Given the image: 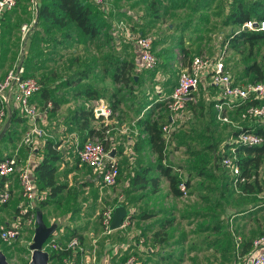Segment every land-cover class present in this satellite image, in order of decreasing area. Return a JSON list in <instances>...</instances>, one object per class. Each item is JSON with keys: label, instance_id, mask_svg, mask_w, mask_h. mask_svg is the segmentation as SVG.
<instances>
[{"label": "rangeland", "instance_id": "1", "mask_svg": "<svg viewBox=\"0 0 264 264\" xmlns=\"http://www.w3.org/2000/svg\"><path fill=\"white\" fill-rule=\"evenodd\" d=\"M157 1V11L154 14L149 8L150 0H108L107 6L102 8L103 10L98 8L99 14L107 23V26L102 28L101 34L93 39L83 36L80 38L74 26L70 25L62 29L49 28L48 30L45 26L35 27V17L31 14L32 11L28 10L30 0H18L17 7L5 14L0 35V69L9 68L19 59L25 60L27 72L40 78L42 86L47 87L51 93V98H49L51 113L48 116V123L47 125H41L44 134L41 138L40 153L44 154L45 152V142L53 140L58 144L68 146L65 151H70L71 159L77 162L76 151L74 150L73 153L72 150L75 149L77 141L81 140L82 133L79 132L73 122V116L81 108L86 107V103L89 101L87 96L76 94L78 90L84 91L82 89L85 88L83 87L84 84H89L91 87L101 85L100 96L108 104H116L114 114L111 117L113 121L102 124L106 128L105 134L109 144L116 146L121 153L124 149H133L131 144L135 142L133 134V129L136 128L135 122L139 117V112H144L139 102L152 101L155 103L160 99V95L153 87L155 74L163 70L160 67L156 46H160V41L165 39L160 40V33L170 31L167 25L173 26L171 29L174 35L172 48H179L180 45L186 44L185 48L190 52L189 57L195 55L213 57L215 54L220 53L226 45L224 52L226 69L239 83L250 82V77L245 74L244 68L252 60L256 59L258 62L264 63L261 57L264 54V44L262 42L257 41L254 43L252 49L254 55L249 54L248 44L242 40L236 42L235 46L226 43V41H229L227 34L230 33L231 29L224 25L226 9L229 6L225 0H197L201 4L197 13L192 12L189 5L173 10L169 1ZM249 1L245 0L246 3ZM190 3L189 0L188 4ZM127 8L133 11L137 9L134 11V15H127ZM140 15L141 17L147 15L156 21L146 20L144 23H140ZM25 22L32 24V26L28 35L22 39L20 27ZM113 24L117 31H120L119 26L122 25L134 35H137L140 29H144L146 35H150L155 39L153 51L157 57V64L154 69L144 70L139 74V79L142 77L144 81L137 84L138 90L134 86L129 88L127 85L122 87L119 83V85H116L117 83L112 80L111 65L114 66L115 60L121 58L119 54L126 52L129 59H133L135 56L131 38L126 39L121 33L122 31L119 32L118 38H113ZM177 32L184 37L176 35ZM126 41L128 43L123 44ZM165 42H162V44H165ZM119 45L125 46V49H118ZM176 53L174 55L176 59H172L173 63L168 62L171 67L166 68L168 83L165 84H167V89L174 84L176 85L178 75L183 69L179 64L182 58V50L180 49ZM83 72L89 73L86 80L80 78ZM77 78H79V83L71 86L66 85L67 82L74 83ZM111 81L112 85H109ZM203 83L204 80L201 81L200 86ZM144 86H146V89ZM200 86L195 96L196 101L187 106L189 113L186 119L179 122L173 130L174 132L165 138L166 163L172 166L174 173L189 182L187 193L182 196L183 200L179 204L183 219L186 218L185 212H190L192 215L184 221L186 224L190 223V226L184 230V234L193 233L195 235L197 229H201L206 225L210 233L212 225L220 218L223 221L226 220L224 216L227 209H229L228 213L230 214L247 210V215L249 214L252 217L254 225H252L248 234L244 235L248 236V239H255L264 235L262 169L259 173V184H262V190L255 193L245 192L241 189L239 183L234 184L222 166L219 165L217 168L214 166L217 160L214 151L201 150V148L210 143L219 144V146L225 144L227 146L233 131L246 127V124H254L258 119H243L241 117L243 109H239L241 105H235L232 109L227 110L230 123H221L216 117L215 103L218 102V99L215 101L205 100L204 89ZM132 89L136 91L133 92ZM117 94L120 95V98L117 97ZM164 111L165 108L163 107L160 112ZM210 119H212L211 122ZM124 121L125 124L130 126L127 125L132 131V140H127L128 138L121 140L120 136L117 135V129L124 126ZM260 122L264 123V119ZM90 125L97 126L98 123L91 120ZM24 130L23 126L12 124L9 132L5 133L6 135L1 140L0 153L4 149H10L11 146V148L17 146V155L25 157L26 147L22 143ZM75 137L79 139L75 140ZM63 148H61V151ZM197 149L201 151L198 152ZM12 154L9 152L8 156ZM146 154L148 156L147 163H152L155 154L153 153V155L150 149L146 150ZM61 155L64 156V153L60 152ZM150 157H152L151 160ZM125 158L128 159L127 156ZM132 166L133 164L129 165V167ZM124 168V163L119 164L120 177L116 185L105 186L97 183L92 186V189L86 191L87 189L81 188L82 186H80L78 180L73 179L70 188L63 195H58L55 201L46 199L48 198L46 195L45 200H48L47 205L49 207L38 210L41 212L45 224L47 226L54 225V229L57 228V231H60L63 227L61 235L58 232L56 233L59 234L60 239L77 235L82 238L83 242L86 239L90 241L95 238V235L101 234V236L107 238L110 236L114 244H121L124 237L128 236V232H131L130 227L133 224L130 216L137 217L143 208L137 204L138 200L140 201L143 197V193L136 186L130 184V179L136 170L130 174H125ZM82 169L87 175L93 173L86 166H82ZM65 176V173H59L58 179L65 181ZM99 196H101L100 200L98 199ZM118 207H123L126 210V217L129 218L128 226L130 227L115 229L107 234L101 223L103 214L107 210L113 213ZM129 208H134L136 210L135 214ZM9 209L4 208L2 215H9ZM184 222H180L181 225ZM10 223L14 225V221ZM71 226L75 227L72 228ZM23 227L15 241L7 244L0 240V251L5 255L9 264H29L31 256L29 246L33 241L34 230L32 226L23 225ZM227 228L230 227L227 226ZM226 232L221 233L224 238V245H221V247L214 242L216 237L213 234L214 237L206 238L205 243L207 244H205L204 250L202 251V247L199 248L201 253L194 252L193 255L186 256L187 258L177 263L228 264L224 258L229 260L232 256V259H230L232 263L229 262L230 264H244L245 257L240 258L241 256L238 254L241 246L236 247L237 243L232 238L233 235L231 236L232 232L228 231V234ZM137 237L133 236L130 239L137 240ZM82 244L79 248L80 252H82ZM48 247L47 240L43 245V249L46 250ZM236 249L237 253L234 255ZM132 256L136 257L137 253H133ZM78 263L81 264L80 257H78Z\"/></svg>", "mask_w": 264, "mask_h": 264}, {"label": "built area", "instance_id": "2", "mask_svg": "<svg viewBox=\"0 0 264 264\" xmlns=\"http://www.w3.org/2000/svg\"><path fill=\"white\" fill-rule=\"evenodd\" d=\"M96 5L105 8L108 0H91ZM230 3L232 0H225ZM17 6V0H0V21L5 12L13 10ZM38 0H30V9L32 14L37 12ZM32 24L23 23L20 27L22 39H24L31 30ZM124 31L125 36L131 38L134 42L137 63L144 70H152L156 67L157 57L153 51V38L146 34H132L127 28L119 26ZM241 29L250 31L264 30V20L257 22L247 20L241 25ZM226 45L220 53L213 57L206 55L193 56L190 64L184 67L179 75L178 80L172 91L162 96L159 100L166 103L168 111V120L162 130L164 137H168L171 133L174 123L186 117L187 105L196 101V94L199 85L203 79L208 84L218 89L220 98L215 103L217 111V119L221 123L229 124L230 120L227 110L232 109L235 105L240 106L246 104L249 100L264 99V82H245L239 83L233 75L226 69L225 55ZM41 84L36 77L25 75V66L23 60L19 59L10 66L5 75L0 78V122L6 118L7 105L15 104L21 114L26 118L29 126V132L25 135V143L32 142L33 135H41L42 130L38 126V121L46 111L51 109V102L47 101L41 108L33 96L40 90ZM95 119L102 124L112 116V109L107 102L100 99L92 108ZM241 117L253 118L263 121L264 105H246L241 113ZM231 139V138H230ZM263 138L252 131H241L236 138L228 141L226 145H221L218 153H220V163L226 174L233 180L234 184L245 182L242 176L240 166L238 164V154L236 145L255 146L260 145ZM236 143V144H231ZM75 151L78 161L82 165H86L98 175V178L105 186L116 185L120 173L118 162L114 158L108 156L110 149H106L101 139L92 136L85 140L81 146L78 141L75 145ZM17 178L20 187L23 205L19 210V220L14 225H0V240L3 243H11L15 241L23 229V225L35 228V212L36 203L41 199V195L34 181L33 167L29 165L19 166L15 157H6L0 160V178H5L3 186L0 190V209L8 202L10 198L9 180L12 177ZM179 189L182 196L186 195L187 186L184 181L179 183ZM112 212L107 210L102 217V226L107 232H111L110 222ZM128 217H125L122 225L128 223ZM23 222V223H22ZM126 223V224H125ZM53 235V234H52ZM48 245L52 248L76 249L80 248V242L77 237H72L63 246L52 236L48 239ZM254 249L246 257L244 264H264V235L253 239ZM69 263V262H68ZM109 264H139L135 256H129L125 260H113Z\"/></svg>", "mask_w": 264, "mask_h": 264}, {"label": "crops", "instance_id": "3", "mask_svg": "<svg viewBox=\"0 0 264 264\" xmlns=\"http://www.w3.org/2000/svg\"><path fill=\"white\" fill-rule=\"evenodd\" d=\"M132 1H134V0H132ZM136 9H134V11ZM134 11L130 8H127L126 14L127 15H134ZM31 14H32V12H31ZM34 17H35L34 18V24H35L36 19H37V12L34 15ZM139 20H140V23H144V21H146V20L156 21L152 17L149 18V16H147V15L144 17H141V15H140ZM166 24H164V25H166ZM112 27H113V32H112L113 38H118L119 32L122 31L121 33L123 34V36L126 39H128L125 36L124 31L121 28L119 29L120 31H117L114 24ZM167 27L170 28V31H167L165 33H162V32L160 33V37H161L160 40L165 38L164 40H161L162 42L166 41L165 44L164 43L162 44V42L160 41L161 45L156 46V51H157L156 53L158 55L160 67L163 70H161L155 74V76L153 78V80H154L153 84L154 85L153 84L152 85H153L154 89H156V92L160 95L159 98L164 96V94H169L175 85L174 84L173 86H171L167 89V87H166L167 84H165L168 80V74H167L166 68L169 69V67H171L170 65H168V62L171 63L173 61L172 59H174V58L176 59V57H174V55L176 52H178V50L181 49L180 47L185 48V46H186V44H185V45H180L179 48H177V47L172 48L173 47L172 45L174 42V40H173L174 35H173V30H171V29L173 26L171 27V25H167ZM177 33L178 34H176V35H178L179 37H184L181 33H179V32H177ZM138 34H145L144 29H140ZM153 40L155 41L154 37H153ZM154 41H153V46H154ZM126 43H128V42L126 41L123 44H126ZM186 43H188V41H186ZM132 47H133V52L135 54L133 59H129L126 56V52L120 53L121 55L119 54V56L121 58H119L118 60H115L114 66L111 65V69H112L111 70V76H112L113 69L117 63H118V65L122 61H127V63H132V68L130 70V73H131V76H134L135 82L134 83L129 82L127 84V86H129V88L134 86L138 90L137 84L142 83L144 81V78H142V77H140V79H139V74L142 73L144 71V69L140 68L139 64L137 63V55H136L134 42H133ZM118 49L123 50V49H125V46L119 45ZM185 49L187 50V48H185ZM181 57L183 58L182 55H181ZM182 58H181V61L179 63L181 68L187 67V66H185V64H183L184 59L182 60ZM118 61H120V62H118ZM186 62H188V61L186 60ZM7 69H4V68L0 69V78L5 75ZM81 74H82V76L80 77L81 79L83 78L86 80V78H88L89 73L83 72ZM78 79L79 78H77L74 83L67 82L66 85L71 86V85L77 84V83H79ZM203 80H204V83L202 84V87L204 89L203 95L205 97V100L211 99V101H215V100L219 99L220 93H219L218 89L215 87H211V85L208 84L207 80H205V79H203ZM115 83H117L116 85H119V84L122 85V87L125 86V84L122 82L116 81ZM109 85H112V81ZM83 87H85V88H82V89H84V91L86 90V88H88V89H90V91H93V92H94V89L97 88L99 93L102 89L101 85H95V86L91 87V86H89V84H84ZM144 88L146 89V86H144ZM84 91L78 90L76 92V94H79L78 96H83V95H85ZM132 91L135 92L136 90L132 89ZM218 95H219V98H218ZM117 97L120 98V95L117 94ZM34 99L41 108L44 107L46 101H42L39 96H35ZM100 99H103V98L101 97ZM89 104H90V101H88L86 103V105H87L86 107H88ZM10 107H11L10 108L11 109L10 110V120H9L10 122H9L8 127L11 126L12 124L21 125L24 127L25 130H24L23 135H22V143L26 147L25 148L26 154H25V157H21L20 155H17V148H16L17 146H15L14 148H11L12 147L11 146L10 149H4V151L0 153V159L6 158V157H15L18 161L19 166L29 165L31 167H34L39 161H41L42 156H43V153H40V147H42L41 138L43 137V134H44V131H43V128L41 125H47L48 116L51 113L50 112L51 109L46 111L44 113V115L39 118L38 126L42 130V134L39 136L33 135L32 136V142L30 144H28V143H25V141H24L25 135L29 132V126L26 122V118L24 117L23 114H21L20 110L18 109V107L15 104L10 105ZM14 110L16 112V116L21 118V120H22L21 122H15L14 121L11 123V120H12L13 114H14ZM7 113H8V111H7ZM188 113L189 112L187 109L186 113H185L186 117H187ZM113 114H114V111L112 112V116H113ZM111 117L108 120H106L105 124L113 121V118H111ZM186 117L182 118V120L186 119ZM7 118H8V114H6V118H4L0 122V144L2 143L1 140H2L3 136L5 135L6 131L8 130V128H7V130L4 132L3 136H1L3 133V126H4ZM182 120H177V121H182ZM177 121L174 124H176ZM95 122L101 123V122H99V120L95 121ZM125 123L126 122L124 121V123H123L124 126L117 129V131H118L117 135L120 136L119 138L121 140H124V139L126 140L127 138H128L127 140H132V134H131L132 131L129 128L130 126H129V124H125ZM251 125H253V123L246 124V127H250ZM135 129L136 128L133 129V134H134V139L136 141L137 129L136 130ZM79 132H81V131L79 130ZM82 135H83V133H82ZM76 139H79V138L75 137V140ZM133 142H134V140H133ZM131 145L133 148V144H131ZM61 148H63L62 151H61ZM67 148H68V146L66 147L64 144H59L57 146L58 152L64 153V156L61 155L62 158L59 159V161L56 163V165H57L56 181H57V183H61V184L65 185V189L61 193H59L58 195L59 196L63 195L68 190V188H70L73 179L78 180V182L81 184L80 186H82L81 188L84 190L87 189L86 191H89V189H92V186L94 184L101 183L99 178H98V175L95 172L92 171L93 173H89L88 175L84 172V170L82 169V166H86V165L80 164L78 161V158H77V162L73 161L71 159L70 151L69 152L65 151V149H67ZM75 149L72 150L73 153H74ZM147 149H149V148L148 147L144 148L140 155L135 154L133 149H124L123 153H121L119 150V151H117V153L115 152V156L113 158L118 162V165L119 164L122 165L124 163L125 164L124 173L130 174V173H132V171L140 170L141 167H145L148 165V163H147L148 162V156L146 154ZM218 149H220V146L218 147ZM115 151H116V149H115ZM9 152H11L13 154L8 156ZM1 155H4V156H1ZM126 156L128 158L127 160L125 158ZM151 159H152V157H150V160ZM154 160H152V162H154ZM169 160L173 161L172 159H169ZM132 164H133V166L129 167V165H132ZM86 167L89 168L88 166H86ZM90 170H92V169L90 168ZM59 173H61V174L65 173L66 174V176L64 177L65 181H62L63 179L62 180L58 179ZM9 184H10V198H9L8 202L6 204H4L2 206V208L0 209V222H2L1 225H4V224L5 225H12V223H10L12 221H14V224H16L19 220L21 221L20 216H19V210H20L21 205L23 203V199L21 196V191H20V187L18 185V181H17L16 176L12 177L9 180ZM47 192H48V190L40 191V195H41L42 199L46 198V195L48 194ZM140 192L143 193V197L141 196L142 198L140 199V201L138 200L137 204L143 208H142V210H140L137 217H135L134 215L132 216L131 223L133 225L131 227L128 226L129 225L128 224L129 222H128L127 225H122L120 228H118V229H121V228L124 229V227H130L131 232H128V236L124 237L121 244H117V243L114 244L112 242V240L110 239V236H109V238H107V237L101 236V234H99L97 236L95 235V238L91 239L90 241H88L86 239L85 241L82 242L83 243L82 244L83 247H81L82 252H81V255L79 256L81 264H109L113 260H122L126 257L131 256L133 253H137L136 259H137L139 264H178L177 262H179L180 260H182L184 258H187L190 255H193L194 252L201 253L199 248L202 247V251L204 250V248L206 246L205 244H207V243H205L207 237L211 238V236L212 237L215 236L216 238H214V242L217 244V246L221 247V245H224V242H223L224 238L222 237L223 235H221V233L223 231H227L226 234H228V231L232 232L231 236L233 235L232 238H234V241L237 243L236 247L238 245L240 246L239 243H241V241L243 239H248L247 238L248 236H245L244 234H248V231H250L252 228V225H254L252 222V217L249 214L247 215V212H248L247 210L246 211L241 210V212H238L236 214H232V213L230 214V213H228L229 209H227V213L225 212V216H224V218L226 220L223 221V219L220 218L215 224L212 225V231L210 233H209L210 230H209L208 226L206 225L207 227L204 226L201 229L196 228L197 233L195 235L193 233L184 234V230L190 226V223L186 224L184 221H186L187 218H189L191 213L185 212L186 218L183 219V216L181 215V206L179 205L180 202L183 200V197H182V195L179 197H176V196H173L171 194V192L168 188V182L165 178H162V177L160 178L159 186L156 189V191H152L149 188V186H147L145 189H140ZM56 198L50 199V200L55 201ZM98 199L100 200L101 196H99ZM47 207H49V205H46L43 208L47 209ZM4 208H6L7 210L10 208L9 209L10 210L9 215H2V211L4 210ZM129 209H132L133 211H131V212L135 214L136 210L134 208H129ZM219 221H220V223H218ZM180 222H184V224L181 225ZM227 226H229L230 228H227ZM71 227L74 228L75 226H71ZM205 227H206V229H205ZM33 230H34V228H33ZM62 231H63V227L60 229V231H57V228L54 229L53 236L56 238V240L59 243H61L64 246L69 241V239L71 237H69L67 239H60L59 234H56V233L58 232L61 235ZM112 231H114V230H112ZM111 232H107V234H110ZM213 234H214V236H213ZM133 236H138L137 237L138 239L137 240H134V239L131 240L130 238ZM231 236H229V237H231ZM234 248H235V246H234ZM231 252H232V250H231ZM235 253H237V249L234 251V255H235ZM247 256H248V254L244 255L243 258L245 257V259H246ZM230 259H232V256H231V258H229V260L224 258L225 262L226 263L228 262V264H230L229 262L232 263V260H230ZM76 264H79V263H76Z\"/></svg>", "mask_w": 264, "mask_h": 264}, {"label": "trees", "instance_id": "4", "mask_svg": "<svg viewBox=\"0 0 264 264\" xmlns=\"http://www.w3.org/2000/svg\"><path fill=\"white\" fill-rule=\"evenodd\" d=\"M167 1L171 3L170 7L173 10L188 7L189 5V7H191V11L194 13H197L199 11L201 5L197 2V0H190V4H188L189 0ZM157 2V0H150L149 3V8L154 14L157 11ZM227 4L229 6H227L226 9L227 11L226 16L224 18V25L226 27H230L231 31L229 34H227L229 41H226V43H231L232 46H235L236 42L242 40L244 43L248 44L249 54L254 55V52L252 50L254 47V43L260 41L264 44V30H245L241 29V25L247 20H254L257 22L264 20V0H250L248 3H246L245 0H232L230 3ZM98 8L102 9V7L96 5L91 0H39L37 7V19L34 25L35 27L45 26L46 30H48L49 28L62 29L70 25L74 26L80 38L81 36H83L85 38L93 39L101 34L100 32L102 28L107 26V23L101 18L99 14ZM28 10L31 12L30 5L28 7ZM9 12H5L1 17L0 35L1 28L4 23V16ZM180 48L182 50V60L184 59L185 62H183V64H185V66H188L193 56L189 57L190 52L184 47ZM261 57L264 61V54ZM186 60L188 62H186ZM23 63L25 66V75L36 77L35 75L27 72L25 60H23ZM131 68L132 63H127V61H122L119 63V65L117 63L112 72L113 81L122 82L125 85H127L129 82L134 83V76H131L130 73ZM244 72L247 76L250 77V82H264V63L258 62V60L254 59L244 68ZM36 78L41 84L40 78ZM211 87L214 86L211 85ZM84 94L89 98L90 104L88 107L81 108L80 111L76 112V114L73 116V122L77 126V129L83 133V135L81 136V140L78 142L79 146H81L83 142L89 139L90 137L97 136L101 139L106 149L115 148V152L117 153V151H119L117 147L109 144L108 142L109 140L105 134L106 128L103 127L104 125H102L101 123H98L97 126L90 125L91 120L98 121L94 118L92 113L93 106L101 98L98 89L95 88L93 92L90 91V89L86 88ZM35 96H39L42 101L47 102L50 101L49 98H51V93L47 87L42 86L41 84L40 90L33 96V98ZM139 103L141 108L144 109V112H139V117L136 119L135 122L137 136L136 141L133 144V151L135 154L140 155L142 150L148 147L151 152L155 154V160L152 163H148L147 166L141 167L140 170H137L131 177L130 184L132 186H136L137 189H145L147 186H149L152 191H156L159 186V180L162 177L167 180L168 188L171 194L173 196L179 197L182 195V192L178 187L179 183L184 181L186 186H188L189 182L188 180H183V178L177 173H174L172 166L166 163V144L164 132L162 130L163 126L169 122L166 103L160 100L155 103H153L152 101H141ZM248 104L264 105V99L251 101L248 100L246 104L241 105L239 109H243ZM109 106L111 107L113 112L115 110L116 104L110 103ZM163 107L165 108V111L161 113L160 111ZM14 121H22L20 117L16 116L15 110L11 123ZM211 121L212 119H210V122ZM179 122L181 121H177V123L173 125L171 133L174 132L173 130H175ZM9 129L10 126L6 131V134L9 132ZM241 131H252L263 138V142L260 145H236V150L238 154V164L240 166L242 176H244L246 179L245 182L240 184L241 189L248 193L260 192L262 190V184H264V123L257 120L256 123H254L250 127H243L241 129L233 131L230 135V138H236V136ZM58 145L59 144L54 142L53 140H47L44 145L45 152L42 156L41 161H39L33 167L34 181L36 187L39 193L42 190H48V200L56 198L57 195L65 189L64 184L57 183L56 181V163L61 157L60 152H58L57 150ZM218 146L219 144L210 143L207 144L204 148H201V150L207 149L214 151V155L217 159L214 163V166L216 168L219 165L222 166L220 164V153H218L217 150ZM197 150L199 152L200 149ZM260 169H262L261 185L259 184ZM119 177L120 173L118 176V180ZM4 181L5 178H0V189L2 188ZM48 200L41 198L36 203L33 212L36 213V211L40 210V208L45 207L48 204ZM52 236L53 235H51L50 238ZM72 237H77L81 246L82 238L77 235H73L71 236V238ZM240 246L241 249L238 254L239 256H241L240 258H243L244 255L249 254L254 249L253 239H243L240 243ZM46 250L49 253V261L52 264H66V262L68 261H74L78 263V257L81 255L79 248L55 249L49 246L48 248H46ZM126 258L120 261H123Z\"/></svg>", "mask_w": 264, "mask_h": 264}, {"label": "water", "instance_id": "5", "mask_svg": "<svg viewBox=\"0 0 264 264\" xmlns=\"http://www.w3.org/2000/svg\"><path fill=\"white\" fill-rule=\"evenodd\" d=\"M10 104L7 105L8 118L3 126V136L4 132L7 130L10 120ZM108 156L113 158L115 156V149L112 148L108 152ZM126 217V210L123 207H118L114 210L110 222V227L112 230L118 229L122 226L123 220ZM35 228L33 234V241L29 248L31 250V256L29 264H51L49 261V253L47 250L43 249V245L54 233V225L47 226L43 220L42 214L36 211L35 214ZM0 264H9L6 260L5 255L0 251ZM66 264H76L74 261Z\"/></svg>", "mask_w": 264, "mask_h": 264}]
</instances>
